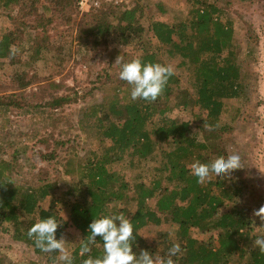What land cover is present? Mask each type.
<instances>
[{
  "label": "trees",
  "instance_id": "1",
  "mask_svg": "<svg viewBox=\"0 0 264 264\" xmlns=\"http://www.w3.org/2000/svg\"><path fill=\"white\" fill-rule=\"evenodd\" d=\"M222 1L224 7L232 2L187 0L186 12L177 23L149 20L146 29L143 0L129 11L102 0V9L88 14L86 25L77 28L76 39L81 47L108 50L111 55L109 68L95 79L102 96L80 109L77 123L84 134L96 138L98 148L80 157L70 147L68 154L75 149V160L63 161L57 160L56 153L64 148L63 142L50 146L44 138L28 137L27 142L46 150L40 157L47 167L53 164V169L61 172L57 178L25 185L18 184L14 177L20 172H16V162L28 147L24 148L20 137L8 148L0 147V232L12 229L11 239L35 256L31 264H56L58 256L56 252H41L27 235L29 227L40 218L53 215L61 223L57 238L64 236L69 227L83 238L93 218L120 213L133 222L131 243L136 254L146 250L163 257L173 243H178L182 252L178 259L173 258L175 264H264V253L252 246V241L263 235L255 233L258 222L250 209L241 205L243 186H227V178L215 177L200 184L190 174L193 161L205 163L226 156L214 143L233 129L231 124L242 119L241 103L248 91L240 64L243 53L234 40L233 22L219 4ZM156 6L164 13L159 2ZM76 10L74 0H0V17L12 26L1 33L0 64L35 68L44 48L31 46L28 58L19 59L21 31L42 29L70 35ZM118 56L120 63L133 58L160 64L175 61V70L190 74V89L181 87L174 70L155 101H132L131 86L110 74L114 64L120 71V63H115ZM23 71L18 69L9 76L8 83L14 90L4 95V105L0 106L3 123H8L9 112L28 113L29 120L37 122L56 120L47 113L63 108L69 103L68 97L50 95L48 91L59 88L52 81L39 85L37 92H27L37 81L34 74ZM231 100L240 103L235 105ZM176 108H198L197 133L190 122L172 116ZM11 154L14 156L10 159L7 156ZM123 161L133 173L130 181L109 170V166ZM149 163L153 166L147 168ZM151 200H155L153 206ZM164 225L171 230L160 231L151 244L140 234L149 226ZM195 232L208 234L209 238L200 240L193 235ZM97 240L84 255L79 253L80 243L71 250L72 264L101 256L103 242L99 236Z\"/></svg>",
  "mask_w": 264,
  "mask_h": 264
},
{
  "label": "rangeland",
  "instance_id": "2",
  "mask_svg": "<svg viewBox=\"0 0 264 264\" xmlns=\"http://www.w3.org/2000/svg\"><path fill=\"white\" fill-rule=\"evenodd\" d=\"M162 5L164 13H161L156 4ZM145 4L144 27H149V20L175 24L182 18L187 9V0H143ZM233 22L234 40L240 45L241 52H248L247 55L240 54V64L248 91L246 99L241 103L243 109L242 119L235 124H231L233 129L222 136L214 143L218 146V151L223 155L237 153L241 157V169L234 170L226 179L227 186L241 185L245 189V196L241 205L250 209L251 216L258 222L255 233L264 236V221L254 215V210H258L264 205V0L240 3L232 0L228 6H223V1L219 3ZM94 14V13H93ZM88 15L82 16L76 10L73 16V30L70 35L63 33L60 35L56 31H45L33 29L21 31L22 42L18 51L19 59H27L31 46H41L44 51L37 60L35 68L29 69L25 66H8L6 63L0 64V106L4 105V95L13 92L10 86L9 76L16 70H24L29 75H35L36 83L27 89V92H37L39 85L55 82L59 86L57 90L48 91L54 96L68 97L69 103L64 105L54 113H47L49 117L56 120L39 121L29 120L30 115L7 113L8 123H3L0 115V147L8 148L10 142H14L16 137H20L24 142L26 153L18 158L17 171L14 177L18 184L32 185L38 179L57 178L61 171L53 169L54 165L47 167L41 160V153L46 150L33 142H27V138L35 136L36 140L46 139L49 145L60 141L64 148L57 149V160L74 159L72 153L77 150L78 156L84 157L89 150L98 148V141L94 137H88L78 127V120L81 117L80 109L94 100L101 98L102 91L99 85L95 84L96 76L105 72L109 68L111 55L110 51H92L88 47H81L76 39V31L79 26H85ZM12 28L10 23L0 17V37L1 33ZM32 54V53H31ZM138 55L136 52L135 56ZM30 56V54H29ZM6 62V61H3ZM175 70V61H169ZM34 70V71H33ZM181 79V87L190 89V74L183 69L175 70ZM119 69L114 64L110 71L111 76L119 79ZM8 84V85H7ZM77 99V102H74ZM232 104L240 103L239 100H231ZM180 120L190 122L193 132L197 133L200 122L198 108L186 109L176 108L172 115ZM6 125V127L4 126ZM92 134V132H91ZM33 143V144H32ZM73 147L74 151L68 154L67 149ZM20 148V147H19ZM18 152L17 154H19ZM14 155L7 156L11 159ZM6 157V158H7ZM75 164V163H74ZM147 164L146 167H152ZM190 167V166H189ZM41 169L45 171L41 172ZM110 171L118 172L126 181H130L133 173L127 168L125 161L109 166ZM63 190V189H62ZM61 190V191H62ZM150 205L155 204L151 200ZM168 225L160 228L149 226L144 228L140 234L144 240L151 244L160 231H170ZM12 229L7 233L0 232V264H31L36 260L35 256L29 252L23 244L11 239ZM193 235L206 241L208 234L198 232ZM65 248L70 253L79 243L81 234L74 228L69 227L64 234Z\"/></svg>",
  "mask_w": 264,
  "mask_h": 264
},
{
  "label": "clouds",
  "instance_id": "3",
  "mask_svg": "<svg viewBox=\"0 0 264 264\" xmlns=\"http://www.w3.org/2000/svg\"><path fill=\"white\" fill-rule=\"evenodd\" d=\"M115 63H120L119 56ZM174 75V67L170 64L143 62L140 58H133L120 63L119 79L126 81L130 86V99L136 101H155L162 93L169 77ZM241 157L231 153L225 157H217L202 163L195 160L190 165V174L197 183L208 182L212 177L217 180L227 178L234 170L241 169ZM47 210V209H45ZM254 215L264 221V205L254 210ZM61 225L51 215L40 218L29 227L27 235L33 240L34 246L44 253H58L56 264H72V257L65 248V238H57L56 232ZM99 241L103 242V252L99 257L89 256L83 264H175L174 257L179 258L182 252L178 243H173L165 256L153 255L142 250L136 254L131 243L134 236V225L130 218L123 213L101 214L93 218L88 225L87 235L80 238L79 253L84 255L91 251V246ZM252 246L264 253V236H257Z\"/></svg>",
  "mask_w": 264,
  "mask_h": 264
},
{
  "label": "built area",
  "instance_id": "4",
  "mask_svg": "<svg viewBox=\"0 0 264 264\" xmlns=\"http://www.w3.org/2000/svg\"><path fill=\"white\" fill-rule=\"evenodd\" d=\"M75 6L79 14L86 16L88 14L97 13L102 9V0H74ZM112 2L113 6L123 11H129L139 0H106Z\"/></svg>",
  "mask_w": 264,
  "mask_h": 264
}]
</instances>
